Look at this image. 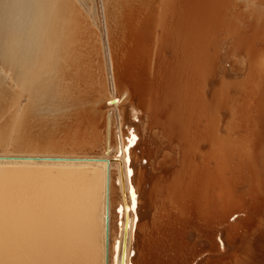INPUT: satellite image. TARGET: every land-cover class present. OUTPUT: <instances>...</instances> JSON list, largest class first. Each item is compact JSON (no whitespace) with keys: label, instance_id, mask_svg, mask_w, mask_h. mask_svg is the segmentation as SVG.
Here are the masks:
<instances>
[{"label":"rangeland","instance_id":"1","mask_svg":"<svg viewBox=\"0 0 264 264\" xmlns=\"http://www.w3.org/2000/svg\"><path fill=\"white\" fill-rule=\"evenodd\" d=\"M236 1L242 3H233L230 9L237 23L221 31L210 27V21L204 27V11L199 10V19L196 15L191 19L186 9L175 10L167 0L153 1L148 15L135 11L130 25L136 37L144 38V58H138L130 71L138 97L128 99L140 106V123L122 115L118 106L104 104L100 116L73 126L72 132H79L78 145L70 138L66 148L57 150L0 149V167L29 166L59 177L54 192L59 206L67 210L63 217L75 223L85 216L96 228V172L99 165L113 172L116 161L107 142L117 125L123 132L127 122H136L140 137L136 151L144 150L134 162L142 178L136 195L141 196L140 224L146 242L136 244L134 260L142 254L145 264L264 263V245L258 252L254 249L264 234V0ZM86 7L90 10L92 3ZM167 13L174 16V27L163 20ZM94 21L93 29L86 21L80 23L86 31L81 41L95 49L93 79L112 81L113 88H119L118 63H129L128 56L123 59L115 53L110 25ZM102 26L108 49L97 30ZM168 27L173 36L164 38ZM204 31L218 34L217 44L200 38ZM203 52L215 57L206 60ZM103 90L110 89L102 87L100 95ZM112 196L121 199L115 187ZM96 229L93 250L77 245L80 234L61 233L59 243L46 250V264H99Z\"/></svg>","mask_w":264,"mask_h":264},{"label":"flooded vegetation","instance_id":"2","mask_svg":"<svg viewBox=\"0 0 264 264\" xmlns=\"http://www.w3.org/2000/svg\"><path fill=\"white\" fill-rule=\"evenodd\" d=\"M153 1L0 0V149L57 150L66 148L70 138L78 145L79 132L73 133V126L81 127L84 121L101 115V106L107 101L100 95L102 87L110 89L108 96L116 87L112 90V81L93 79L91 58L95 49L81 41L86 32L80 26L82 21L92 29L96 28V18L110 25L115 53L123 59L128 56L129 60L118 63L121 69L115 79L120 84L117 93H126V99H137V84L131 72L144 58V38L136 37L130 22L135 11L148 15ZM90 3L92 7L88 10L86 6ZM166 3L175 10L186 9V17L192 14L191 19L194 15L199 19V10L204 11V27L210 21V27L221 31L237 23L230 8L233 3L242 2L167 0ZM166 19L175 26L174 16L167 13L163 20ZM156 20L160 22L161 17ZM97 30L108 49L106 28ZM176 34L179 35L177 31ZM216 35L204 31L199 37L217 44ZM172 36L168 27L164 38ZM163 42L162 39L159 44ZM105 56H109L107 50ZM201 56L212 61L215 53L203 52ZM24 96L25 102H16ZM78 120L80 123L75 122ZM156 133H152L153 137ZM59 182L58 177L29 166L0 167V264H46V250L59 243L61 233L80 234L77 245L94 249L95 221L84 216L69 223L63 217L67 210L59 206L54 192ZM225 226L232 228L231 224ZM263 235L260 238L264 242Z\"/></svg>","mask_w":264,"mask_h":264},{"label":"bare ground","instance_id":"3","mask_svg":"<svg viewBox=\"0 0 264 264\" xmlns=\"http://www.w3.org/2000/svg\"><path fill=\"white\" fill-rule=\"evenodd\" d=\"M111 86H112V90H113L114 89L113 84ZM101 96H104L105 100H112V99L117 97L118 99L116 101H113L112 104H114L115 106H118L122 115L124 113H126L127 114L126 116H128V118H130L132 120H137V122H139L140 119L138 120V115L140 112L139 111L140 106L134 105L133 102H131L128 98L126 99V97H127L126 93L118 92V94H116V95L112 93V96H108V93L106 92V90H103L101 93ZM139 118H142V117H139ZM125 121H127V120H125ZM110 122H111V120H110ZM116 122L118 123L117 119H116ZM141 124L140 125L137 124V125L141 126ZM104 126H106V124H104ZM135 126H136V122L135 123L134 122H130V123L127 122L124 126V131L122 132L119 129V125H117L114 132L112 131L113 132L112 137H109V140L107 142L109 145H112V148H114V150H115L114 155H115L116 161H114V164L112 166L114 171L113 172H112V170L107 171L106 167L104 165H99L98 171L96 172V181H95L96 184L95 185H96V191H97V195H98L97 207H98V217H99L98 224L96 225V228L98 226V229H96V232H98L97 239L99 238V240H100V249H99V256H98L99 264H145V263H147V262H145L146 260L142 256V254L140 256H137L138 257L137 260H134L136 258V251L138 252V250H136V248L138 247V246L136 247V244L143 243L142 242L143 240L146 242V239H142V236H143L142 227L144 224H142V223L140 224V215H141V213H140V198H141V196L136 195L137 205H136V210L134 212H118L117 211V209L121 208L123 205H127L129 207L131 206V202H132L131 197L128 195V191H127L129 187L134 188L135 193L139 194L138 193V185H140L139 183H140V180L142 178L140 179L141 175H140V173L137 172V170H136L137 167L134 166V162L137 159L136 157H138L139 154H142L141 151L143 149L141 147L143 146L145 148V145L141 144L140 148L142 150L140 152L136 151L140 137L138 136L139 132H137ZM141 128H142V126H141ZM104 129H105V127H104ZM130 132L136 134L138 136V139H137L135 144H133L130 148H128L127 159L129 160V163L123 164L122 161L125 159L123 150L128 145V139H129V133ZM102 134H105V133H102ZM143 137H142V140H143ZM101 143H99V144H101ZM104 144H103V146H105ZM147 148H148V146H147ZM110 149L111 148H108V151ZM148 154H150V152ZM118 156H119V159H117ZM149 161H150V159H149ZM141 164L145 165L146 162L143 161V162H141ZM150 164H149V166H150ZM129 168H131L133 170V175L131 177L128 176V169ZM142 172H143V170H142ZM213 174H214V171H213ZM113 187H115L118 191H120L121 199H119V200L114 199V197L112 196ZM153 196L152 197L150 196V198H152V200H153ZM150 210H152V208H150ZM105 216H107V220H108L107 221V229H105ZM125 223H127L129 225L128 231H127V244H126L127 251L121 252L119 250V247H118V242H122L125 239V235H124ZM139 226H140V229H138ZM148 240H149V238H148ZM263 243L264 242L262 241V243H260V244L259 243L255 244L254 249L256 250V252H258L262 248L261 246L264 245ZM162 249L164 250V247ZM162 249H161V251H162ZM139 250H140V248H139ZM261 253L263 254V252H261ZM256 264H264V263L260 260V261H256Z\"/></svg>","mask_w":264,"mask_h":264},{"label":"snow or ice","instance_id":"4","mask_svg":"<svg viewBox=\"0 0 264 264\" xmlns=\"http://www.w3.org/2000/svg\"><path fill=\"white\" fill-rule=\"evenodd\" d=\"M111 103V101H110ZM138 137L136 134L130 132L129 133V139H128V145L126 148H124L123 152H124V156L125 159L122 161L123 164H127L129 163V160L127 159V151L128 148H130L133 144L136 143ZM117 159H119V156L117 157ZM133 175V170L131 168L128 169V176L131 177ZM128 195L131 197V206H127V205H123L121 208L117 209L118 212H134L136 210V205H137V201H136V193H135V189L132 187L128 188ZM128 227L129 225L127 223H125L124 226V235H125V239L122 242H118V247L119 250L121 252H126L127 251V231H128Z\"/></svg>","mask_w":264,"mask_h":264},{"label":"water","instance_id":"5","mask_svg":"<svg viewBox=\"0 0 264 264\" xmlns=\"http://www.w3.org/2000/svg\"><path fill=\"white\" fill-rule=\"evenodd\" d=\"M118 98L116 97V98H114V99H112V100H107L106 101V104H112L113 103V101H116ZM110 101H111V103H110ZM49 174V173H48ZM52 175V174H51ZM53 176H55V175H53ZM57 177V176H56ZM59 178V177H58ZM60 179V178H59ZM57 186V185H56ZM55 189V188H54ZM65 208V207H64ZM107 216H105V229H107Z\"/></svg>","mask_w":264,"mask_h":264}]
</instances>
